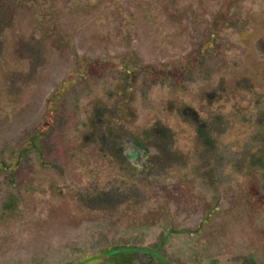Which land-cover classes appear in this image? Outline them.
<instances>
[{
    "label": "rangeland",
    "instance_id": "374dc122",
    "mask_svg": "<svg viewBox=\"0 0 264 264\" xmlns=\"http://www.w3.org/2000/svg\"><path fill=\"white\" fill-rule=\"evenodd\" d=\"M263 164L264 0H0V264H264Z\"/></svg>",
    "mask_w": 264,
    "mask_h": 264
},
{
    "label": "flooded vegetation",
    "instance_id": "af4514ba",
    "mask_svg": "<svg viewBox=\"0 0 264 264\" xmlns=\"http://www.w3.org/2000/svg\"><path fill=\"white\" fill-rule=\"evenodd\" d=\"M211 6H212V4H211ZM205 13L206 14H209V13H211V11H208V10H205ZM155 25H157V24H155ZM157 27L158 28H160L161 29V31H160V38L162 37V34H164L165 35V33L166 32H168L169 30L167 29V28H165V27H161V26H159V25H157ZM163 40V43L165 44V42L166 41H168L166 38H164V39H162ZM197 114V113H196ZM193 116V115H192ZM193 118L194 119H196L195 118V116H193ZM210 127L212 128V129H214V126L213 125H210ZM198 133L201 135V137H206L204 140H203V145L205 146H208V145H210L212 142H211V140H210V138L209 137H207L208 136V134L207 133H205V131H203V129H198ZM126 145H129V151H130V149H131V152H136L137 154H135L133 157H137V156H141L140 158H142V157H144V156H146L147 155V152H149V150L142 144V143H140L138 140H132V142H129V143H127ZM205 146V147H206ZM142 160V159H141ZM185 163H187V162H185ZM227 164H229V163H227ZM263 166H264V164H263ZM227 169H231L229 166L227 167ZM130 249L132 250V252L130 253L132 256H134V252L135 251H137L134 247H130ZM148 257L147 258H152L153 257V255H155L153 252H144ZM113 254H116V253H113ZM113 254H111V253H109V256H110V258H111V256L113 255ZM157 258V257H156ZM113 261L114 262H111L112 264H119L118 263V261H117V258L116 257H114L113 258ZM156 262H158L157 260H156Z\"/></svg>",
    "mask_w": 264,
    "mask_h": 264
},
{
    "label": "trees",
    "instance_id": "16d2710c",
    "mask_svg": "<svg viewBox=\"0 0 264 264\" xmlns=\"http://www.w3.org/2000/svg\"><path fill=\"white\" fill-rule=\"evenodd\" d=\"M119 145H121V144H119ZM119 149L122 151L121 148H119ZM127 152H129V150H128ZM130 153H131L132 156H134L135 154H137L136 152H131V149H130ZM122 250H126V251H128L129 253L132 252V250H131L130 248H126V249H122ZM153 253H154V252H153ZM154 254H155V253H154Z\"/></svg>",
    "mask_w": 264,
    "mask_h": 264
}]
</instances>
